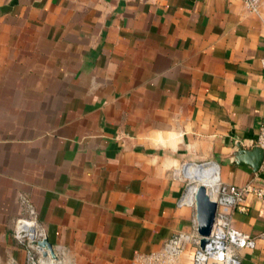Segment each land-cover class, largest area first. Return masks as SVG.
<instances>
[{
  "label": "crops",
  "instance_id": "crops-1",
  "mask_svg": "<svg viewBox=\"0 0 264 264\" xmlns=\"http://www.w3.org/2000/svg\"><path fill=\"white\" fill-rule=\"evenodd\" d=\"M263 59L264 0H0V264H129L179 233L192 264L188 168L264 185ZM243 207L238 257L264 264Z\"/></svg>",
  "mask_w": 264,
  "mask_h": 264
},
{
  "label": "built area",
  "instance_id": "built-area-1",
  "mask_svg": "<svg viewBox=\"0 0 264 264\" xmlns=\"http://www.w3.org/2000/svg\"><path fill=\"white\" fill-rule=\"evenodd\" d=\"M262 62L264 67V59ZM257 146L264 153V122L260 127ZM216 192L218 196L215 199L217 211L214 225L204 246H201L200 235L193 239L195 250L192 264H242L237 251L253 249L256 246V238L235 228L231 213L235 207L244 208V200L249 194L253 193L264 201V185H255L253 182L243 186L219 183ZM18 233L21 238L26 234L23 229ZM191 239L192 236L179 233L168 239L161 249L137 254L129 264H176Z\"/></svg>",
  "mask_w": 264,
  "mask_h": 264
},
{
  "label": "water",
  "instance_id": "water-1",
  "mask_svg": "<svg viewBox=\"0 0 264 264\" xmlns=\"http://www.w3.org/2000/svg\"><path fill=\"white\" fill-rule=\"evenodd\" d=\"M257 148L261 152V157L264 159L263 150L259 146H257ZM205 164L207 163H201L197 166L203 167ZM195 206L197 230L201 236V246H204L207 241V236L210 235L212 231L217 211V202L211 198L205 184L198 185V189L195 193ZM31 240L42 250L44 256L51 254L54 259H57L52 244L46 237L43 239H36L32 234Z\"/></svg>",
  "mask_w": 264,
  "mask_h": 264
},
{
  "label": "bare ground",
  "instance_id": "bare-ground-1",
  "mask_svg": "<svg viewBox=\"0 0 264 264\" xmlns=\"http://www.w3.org/2000/svg\"><path fill=\"white\" fill-rule=\"evenodd\" d=\"M205 165L203 167L190 166L187 170L186 176H188L190 179L191 178L196 179L202 184H205L206 186H209V187L212 186V189L216 190L217 185L216 186H213V185H215V183L218 182L217 180L219 178L217 174V168L213 165L212 166H208V165L205 166ZM197 189H198V186L192 187V192H194L195 194ZM29 236L32 237V234H29ZM33 237H35L34 234H33Z\"/></svg>",
  "mask_w": 264,
  "mask_h": 264
},
{
  "label": "rangeland",
  "instance_id": "rangeland-1",
  "mask_svg": "<svg viewBox=\"0 0 264 264\" xmlns=\"http://www.w3.org/2000/svg\"><path fill=\"white\" fill-rule=\"evenodd\" d=\"M188 181H192L191 183L192 184H190V185H192V187H194V186H198L199 185V183L200 184H202L201 182H199L198 180H194V179H190V178H186ZM211 188V187H210ZM209 188V189H210ZM210 192V191H209ZM23 239H24V241L26 242V243H30L31 244V239H30V237H29V235L26 233L23 237H22Z\"/></svg>",
  "mask_w": 264,
  "mask_h": 264
}]
</instances>
